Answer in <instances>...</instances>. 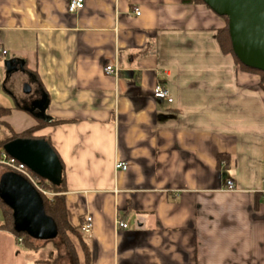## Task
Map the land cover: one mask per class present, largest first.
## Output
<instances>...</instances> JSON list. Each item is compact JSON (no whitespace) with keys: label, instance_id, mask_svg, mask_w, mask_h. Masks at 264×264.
<instances>
[{"label":"crops","instance_id":"obj_1","mask_svg":"<svg viewBox=\"0 0 264 264\" xmlns=\"http://www.w3.org/2000/svg\"><path fill=\"white\" fill-rule=\"evenodd\" d=\"M71 1L0 0V125L12 136L57 122L35 137L63 163L71 224L93 218L91 264H264V92L222 52L225 21L183 0H84L75 13ZM9 59L25 67L7 88ZM24 81L48 95L50 121L27 109ZM16 177L0 165L12 211ZM15 242L0 228V264L21 256Z\"/></svg>","mask_w":264,"mask_h":264},{"label":"water","instance_id":"obj_2","mask_svg":"<svg viewBox=\"0 0 264 264\" xmlns=\"http://www.w3.org/2000/svg\"><path fill=\"white\" fill-rule=\"evenodd\" d=\"M219 17L229 19L233 50L247 67L264 72V0H203ZM22 59L5 61L7 78L24 70ZM29 100L27 109L39 119L50 121L47 110L50 99L46 93H34L27 85L24 89ZM169 118V117H167ZM5 152L14 160L26 165L38 177L61 186L63 166L53 147L45 139H16L5 145ZM5 185V202L14 211L15 228L32 237L41 234L43 240L58 235L54 221L47 216L43 200L35 187L21 176ZM29 196L30 199L25 198ZM43 225V230L37 224Z\"/></svg>","mask_w":264,"mask_h":264},{"label":"trees","instance_id":"obj_3","mask_svg":"<svg viewBox=\"0 0 264 264\" xmlns=\"http://www.w3.org/2000/svg\"><path fill=\"white\" fill-rule=\"evenodd\" d=\"M183 2L188 5H194V4L206 5V3L203 0H183ZM221 18L226 23V26L218 32V36H217L218 43H219V46L222 52L225 55H231L235 59L237 65L239 66L240 71L257 76L259 80V87L261 91L264 92V72L257 70V69L247 67L238 59V57L235 55L234 50H233V44H232L230 30H229V19L227 17H221ZM8 113H10L8 110L0 109V119L7 116ZM3 124L6 128H8L6 122H3ZM55 124H57V122L53 121V122L47 123L43 121L21 134H14L10 138H5V139L0 138V160H2L3 155L6 154L5 145H7L9 142L16 140V139H45L43 137H35V134L39 132L40 130H42L43 128L49 125H55ZM47 141L52 146L51 141L49 140ZM8 157L11 158L10 156ZM223 160H224V157H221L220 162ZM60 162L63 166L61 159H60ZM39 180H40L42 187L45 189V191L49 192L50 194H53L52 196H46L40 193V196L42 197L44 210L47 216L50 217L54 221L57 227L58 236L62 237V239L66 243L67 249L71 252V255L73 258V264H80V262H79V256H78L76 246L75 244L72 243L68 234L73 235L79 241L80 247L85 256V264H91L92 252L90 251V248L86 240L84 239L85 234L82 232V225L85 220L82 221V224L79 227H74L69 220L67 204H66V197H65L66 179H65L64 166H63V182L61 186H55L52 183L40 177H39ZM4 206L5 205H3L2 202H0V210H4L3 211L4 224L1 225L0 228L9 230L12 233H14L17 238L19 239L23 238L24 241L26 240V242H29L28 241L29 236L26 233L19 232L16 230L14 212L9 208L7 210L6 207Z\"/></svg>","mask_w":264,"mask_h":264},{"label":"rangeland","instance_id":"obj_4","mask_svg":"<svg viewBox=\"0 0 264 264\" xmlns=\"http://www.w3.org/2000/svg\"><path fill=\"white\" fill-rule=\"evenodd\" d=\"M4 66V63H2ZM5 69V68H4ZM20 75V74H16ZM4 76V83L6 82V73ZM9 80V79H8ZM12 79L6 82L8 84L7 88L12 86ZM33 82L31 81H24L23 83V90L27 85H32ZM10 131L3 125H0V138H10ZM6 167L3 164H0ZM7 168V167H6ZM239 171L242 174V177H247L246 172L243 169V166L240 164ZM261 179L264 180V161L262 160V172H261ZM264 186V185H262ZM45 190V189H44ZM50 194V193H49ZM6 207V206H5ZM8 210V208L6 207ZM4 211V210H3ZM0 219H3V213L0 211ZM37 226L43 230V225L38 223ZM69 238L71 239L72 243L75 244L77 251L81 250L79 241L71 234H68ZM89 235H84V239H88ZM29 242L24 241V244H17L15 242L16 248L21 256L18 259H15L12 264H73V258L71 252L67 249L66 243L62 239L61 236H58L56 240H51L47 242L43 240L40 236L33 237V239L29 238Z\"/></svg>","mask_w":264,"mask_h":264},{"label":"built area","instance_id":"obj_5","mask_svg":"<svg viewBox=\"0 0 264 264\" xmlns=\"http://www.w3.org/2000/svg\"><path fill=\"white\" fill-rule=\"evenodd\" d=\"M84 7V0H72L70 2V6H69V10L72 13H75L77 11H79L80 9H82ZM137 15H140V13L138 12ZM0 54L7 56L8 52L1 49L0 50ZM104 72L106 75L108 76H118L119 72H120V68L113 66V65H106L104 67ZM154 97L157 100L160 101H165L168 102L169 104H172L174 102L170 91L163 86L162 84H159L158 86L155 87L154 90ZM0 164L5 165L7 168H9L10 170L18 173L19 175H21L22 177H24L27 181H29L36 190H38L41 194L43 195H49V193L47 191L44 190V188L42 187L39 178L34 175L26 165L19 163L17 161H15L12 158H9L6 154L3 155V159L0 161ZM128 166L124 163H117L116 164V169L120 170H127ZM236 189V185L234 183V181L232 180H228L226 182V190L228 191H235ZM93 218L92 216H87L85 218V221L82 225V232L84 234H91L92 230H93ZM123 228H126V225H122ZM20 242H23V238L19 239Z\"/></svg>","mask_w":264,"mask_h":264}]
</instances>
